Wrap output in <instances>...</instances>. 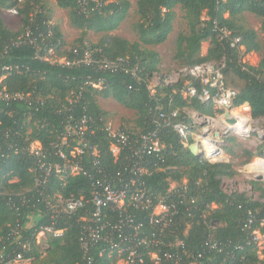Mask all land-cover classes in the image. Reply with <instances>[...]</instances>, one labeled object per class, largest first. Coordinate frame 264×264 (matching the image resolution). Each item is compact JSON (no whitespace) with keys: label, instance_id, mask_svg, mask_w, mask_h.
<instances>
[{"label":"trees","instance_id":"obj_1","mask_svg":"<svg viewBox=\"0 0 264 264\" xmlns=\"http://www.w3.org/2000/svg\"><path fill=\"white\" fill-rule=\"evenodd\" d=\"M55 2L58 8L68 12L70 25L81 31L78 45L70 49L63 47L60 30L50 23L45 0H24L22 3L0 0V12L16 7L20 22L19 29L13 31L0 17V67L18 68L1 81L0 89L5 88L8 93H30L32 103L29 106L23 102L0 100V241L5 240L10 228L18 229L30 240L34 256L31 264H77L82 258L77 219L83 211L61 218L51 217L46 201L54 203L56 195L63 199L83 196L87 201L89 179L86 176L51 175L44 185L43 195L39 196L32 189L34 158L27 150L32 143L39 142L47 156L54 159L53 144L69 114V98L79 96L78 103L73 106L74 115L86 113L91 117L92 132L88 138L99 151V165L111 177L125 161L122 155L115 159L110 152V140L105 130L108 112L100 107L99 99H111L134 113V129L119 127L130 135L153 128L150 120L157 117L155 106L164 113L188 110L211 118L220 112L210 101L185 100L180 93L183 80L173 85L160 84L154 94L148 88L149 80L159 73L160 58L156 51L145 47L157 46L167 40L175 20V8L183 12L186 21V32L179 33L175 39L173 58L177 64L186 67L184 70L202 63L220 66L225 87L237 92L233 104L246 103L251 117L264 121V42L257 41L256 31L247 28L242 17L244 12H250L264 25V0H136L135 33L138 40L134 42L108 34L128 16L130 0ZM262 29L264 31V26ZM88 31L105 35L93 45L84 42ZM202 43H208L204 56L200 54ZM48 48H52L57 57L73 59L88 53L91 60L108 61L116 67L100 69L93 63L67 67L39 60L36 51L44 55ZM250 52L259 55L256 66L243 62V56ZM38 98L43 102H38ZM186 121L190 123L188 118ZM158 135L162 143V162L154 157L151 162H157L162 169L145 176L143 181L154 195L165 194L169 184L174 183L176 187L183 185L186 194L194 199L195 203L190 206L196 209L192 208L190 212L195 216L186 241L198 243L211 221L219 224L216 235L225 238L237 231V223L243 222L247 210H258L259 216L264 217V204L250 201L244 193L226 194L221 190V181L236 175L232 166L210 164L201 156L193 155L188 147L180 144L178 135L168 126L162 127ZM236 142L234 138L226 139L224 150L228 156H237L233 149L240 145ZM243 153L247 157L243 165L253 157L264 159V139L254 153L246 149ZM23 198L27 201L24 205L21 203ZM37 199L44 201L40 208ZM210 203L216 207L204 219L200 218V209ZM31 211L33 221L27 227L26 216ZM53 221L55 228L63 229V233L60 236L47 233L45 249L40 252L34 243V234L40 226L51 225ZM96 255L94 249L92 256L98 264H115L114 257Z\"/></svg>","mask_w":264,"mask_h":264},{"label":"built area","instance_id":"obj_2","mask_svg":"<svg viewBox=\"0 0 264 264\" xmlns=\"http://www.w3.org/2000/svg\"><path fill=\"white\" fill-rule=\"evenodd\" d=\"M23 1L18 0L19 3ZM3 11L18 16L16 7ZM221 31L226 33L224 29ZM25 35L28 36L29 32L26 31ZM36 57L67 67L92 63L100 69L116 67L108 61H93L88 53L73 59L57 57L52 48H48L44 55L36 51ZM13 70L18 68L0 67V83ZM184 76L180 90L182 97L185 100L210 101L220 112L214 118L193 112L192 116L196 118L190 119L189 123L186 121L187 110L180 112L175 109L164 113L159 106H155L158 114L150 120L153 128L134 135L107 123L105 130L110 140V152L115 159L122 155L125 161L112 177L99 165V151L89 141L91 117L86 113H73L79 96L68 100L69 114L57 142L53 144L54 159L47 156L39 142L28 147L34 158L32 189L39 196L43 195L44 185L51 175L86 176L89 179L87 201L83 196L63 199L59 195H56L54 203L46 201L51 217L61 218L83 211L77 219L82 252L81 261L77 264H98L92 256L94 249L97 250V257L104 254L114 257L115 264H264V217L259 216L258 210H247L243 222L237 223V231L225 238L216 235L215 229L219 224L211 221L207 232L194 244L186 241L195 216L190 209H196L190 206L195 201L186 194V188L170 183L165 194L154 195L143 181L145 176L162 169L157 162H151V158L162 162V143L158 134L162 127L168 126L178 135L183 147L194 144L204 161L232 166L236 176H240V183L237 179L222 180L221 190L224 193H244L250 201L264 204V159L253 157L237 168L234 159L224 150L228 137L236 141L255 137L262 141L264 121L252 118L246 103L239 106L233 104L237 92L225 87L220 66L198 64L185 70ZM30 97V93H8L5 88L0 89V100L3 101L23 102L30 106ZM37 101L43 102L40 98ZM42 202L43 199H37L39 208ZM21 203L24 205L27 201L23 198ZM215 207L214 203L206 205L200 209L199 217L204 219ZM31 214L32 211L26 216L27 227L33 221ZM54 225L53 221L51 225L40 226L34 234V243L39 246L40 252L45 249L43 237L47 233L54 236L63 233V229ZM33 260L29 238L23 237L18 229L10 228L5 240L0 241V264H31Z\"/></svg>","mask_w":264,"mask_h":264},{"label":"rangeland","instance_id":"obj_3","mask_svg":"<svg viewBox=\"0 0 264 264\" xmlns=\"http://www.w3.org/2000/svg\"><path fill=\"white\" fill-rule=\"evenodd\" d=\"M131 1V8L128 12V16L119 24L118 28L110 33L109 35L119 36L125 38L131 42L137 41V35L135 33V25L138 21V17L135 14V3L136 0ZM46 11L50 15V23L54 26H57L62 34V40L64 42L63 47L65 49H70L74 46L78 45L77 40L81 37V31L72 27L68 20V12L62 10L57 7L55 0H45ZM175 20L173 22V28L171 33L169 34L167 40L157 46H147L145 47L148 50L156 51L159 54L160 58V65H159V73L154 75L148 82V88L152 92L158 85L166 84V85H173L176 82L184 79V73L186 67H181L177 64L174 60L175 54V39L179 33L186 32V21L183 17V12L175 8ZM227 16V15H225ZM0 17L3 23L6 25L7 28L15 31L19 29L20 22L19 18L16 16H12L5 11L0 12ZM243 20L245 26L249 29H253L256 31L258 36L257 41L263 44L264 42V31L262 29L263 25L261 19L257 18L254 14L250 12L243 13ZM105 33L103 32H94L88 31L85 35L84 42L89 44H98L100 40H102ZM243 49V47H241ZM207 50V44L202 43L200 48V54L202 56L205 55ZM259 61V55L254 52L247 53L243 56V62L256 66ZM100 107L108 112V117L106 120V124L110 123L114 127H126L128 129H134V120L135 115L132 111H129L120 105L116 104L111 99H99ZM192 111H186L188 119H192L193 115ZM105 124V125H106ZM240 146L235 147L233 149L234 153L237 155L229 156L233 158L234 165L237 168L242 167V162L247 160V157L243 153V149L250 150L251 153H254L256 148L262 143L261 140L256 139L255 137H251L247 140L237 141ZM232 145V144H231ZM231 147V146H229ZM240 183V176H234L233 178H225L223 181L226 180H236ZM45 238L43 237V245ZM43 256V255H42Z\"/></svg>","mask_w":264,"mask_h":264},{"label":"water","instance_id":"obj_4","mask_svg":"<svg viewBox=\"0 0 264 264\" xmlns=\"http://www.w3.org/2000/svg\"><path fill=\"white\" fill-rule=\"evenodd\" d=\"M229 122L232 123V120H230ZM188 149H189V151H190L193 155H195V156H201V153H199V152L197 151V147H196L194 144L189 145V146H188Z\"/></svg>","mask_w":264,"mask_h":264},{"label":"crops","instance_id":"obj_5","mask_svg":"<svg viewBox=\"0 0 264 264\" xmlns=\"http://www.w3.org/2000/svg\"><path fill=\"white\" fill-rule=\"evenodd\" d=\"M207 44V47H208V43H206ZM207 51V50H206ZM205 54H206V52H205ZM250 65V64H249ZM192 113V112H191Z\"/></svg>","mask_w":264,"mask_h":264}]
</instances>
